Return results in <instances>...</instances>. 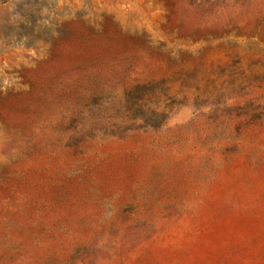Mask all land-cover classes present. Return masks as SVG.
<instances>
[{
	"label": "rangeland",
	"instance_id": "obj_1",
	"mask_svg": "<svg viewBox=\"0 0 264 264\" xmlns=\"http://www.w3.org/2000/svg\"><path fill=\"white\" fill-rule=\"evenodd\" d=\"M0 264H264V0H0Z\"/></svg>",
	"mask_w": 264,
	"mask_h": 264
}]
</instances>
